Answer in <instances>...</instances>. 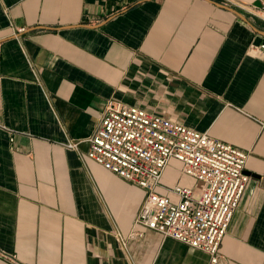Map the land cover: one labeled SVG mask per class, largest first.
Wrapping results in <instances>:
<instances>
[{"label": "crops", "instance_id": "1", "mask_svg": "<svg viewBox=\"0 0 264 264\" xmlns=\"http://www.w3.org/2000/svg\"><path fill=\"white\" fill-rule=\"evenodd\" d=\"M250 44L264 21L223 0H0V264H211L139 225L117 240L145 192L86 156L108 100L247 152L219 253L264 264V49ZM181 167L169 161L159 194L200 189Z\"/></svg>", "mask_w": 264, "mask_h": 264}, {"label": "built area", "instance_id": "2", "mask_svg": "<svg viewBox=\"0 0 264 264\" xmlns=\"http://www.w3.org/2000/svg\"><path fill=\"white\" fill-rule=\"evenodd\" d=\"M223 1L264 21V3L256 8L238 0ZM263 49L264 44H250L247 54ZM87 142L89 159L145 192L133 229L126 238L117 234V240L124 245L141 239L143 233L134 229L139 225L206 253L211 264H223L219 246L249 179L244 172L246 151L115 100L106 102ZM78 145L67 141L64 147L78 152ZM171 159L181 163L183 174L201 183L198 191L173 186L168 191L175 200L157 192Z\"/></svg>", "mask_w": 264, "mask_h": 264}]
</instances>
